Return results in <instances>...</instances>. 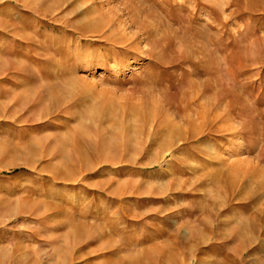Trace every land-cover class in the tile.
<instances>
[{
  "label": "rangeland",
  "instance_id": "1",
  "mask_svg": "<svg viewBox=\"0 0 264 264\" xmlns=\"http://www.w3.org/2000/svg\"><path fill=\"white\" fill-rule=\"evenodd\" d=\"M0 25V264H264V0Z\"/></svg>",
  "mask_w": 264,
  "mask_h": 264
},
{
  "label": "crops",
  "instance_id": "2",
  "mask_svg": "<svg viewBox=\"0 0 264 264\" xmlns=\"http://www.w3.org/2000/svg\"><path fill=\"white\" fill-rule=\"evenodd\" d=\"M7 31H14V29L9 26L5 27L0 25V33H7Z\"/></svg>",
  "mask_w": 264,
  "mask_h": 264
}]
</instances>
